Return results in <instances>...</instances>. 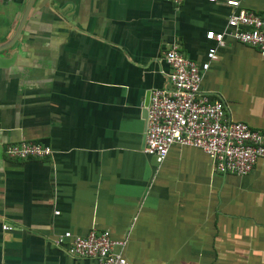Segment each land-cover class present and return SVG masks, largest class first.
I'll use <instances>...</instances> for the list:
<instances>
[{
	"label": "crops",
	"instance_id": "crops-1",
	"mask_svg": "<svg viewBox=\"0 0 264 264\" xmlns=\"http://www.w3.org/2000/svg\"><path fill=\"white\" fill-rule=\"evenodd\" d=\"M0 0V264H97L52 245L107 230L135 264H264V159L220 175L189 146L142 152L145 92L165 84L171 45L205 60L224 0ZM264 16V0H238ZM9 44V45H8ZM200 83L229 118L264 129V60L224 35ZM40 140L41 159L10 143ZM6 224L9 229L2 230Z\"/></svg>",
	"mask_w": 264,
	"mask_h": 264
},
{
	"label": "built area",
	"instance_id": "built-area-1",
	"mask_svg": "<svg viewBox=\"0 0 264 264\" xmlns=\"http://www.w3.org/2000/svg\"><path fill=\"white\" fill-rule=\"evenodd\" d=\"M177 6L186 0H166ZM214 2L216 0H206ZM232 9L226 17V31L205 32L212 45L205 60L196 62L184 56L175 45L162 52L167 67L165 84L149 92L142 152L160 163L171 146L200 149L220 175L249 173L258 159H264V129L229 118L220 99L200 91V83L209 63L216 59V49L224 45V35L254 48L264 60V16L241 7L238 0H224ZM12 160L41 159L51 155V148L40 140H24L3 148ZM2 230L9 229L6 224ZM124 241L113 240L107 230L89 229L85 234L63 231L52 245L73 258L94 259L97 264H135L121 254Z\"/></svg>",
	"mask_w": 264,
	"mask_h": 264
},
{
	"label": "water",
	"instance_id": "water-1",
	"mask_svg": "<svg viewBox=\"0 0 264 264\" xmlns=\"http://www.w3.org/2000/svg\"><path fill=\"white\" fill-rule=\"evenodd\" d=\"M31 2H32V0H28L27 1V5H26V8H25L24 13L22 15L20 24H19L18 28L16 29L15 34H14L12 40H10L9 44H11L14 41V39L16 38V36H17V34H18V32H19V30L21 28V25H22V23H23V21H24V19L26 17V14L28 12V9H29V6H30ZM148 98H149V91L145 92L144 97H143L142 106H141V109H140V119L143 122L142 142H143V137H144L145 121H146V109L145 108H146L147 103H148Z\"/></svg>",
	"mask_w": 264,
	"mask_h": 264
}]
</instances>
